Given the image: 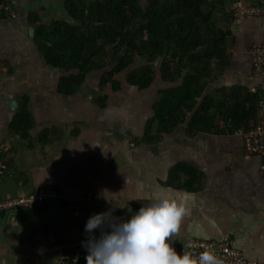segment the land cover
Listing matches in <instances>:
<instances>
[{"label":"crops","instance_id":"crops-1","mask_svg":"<svg viewBox=\"0 0 264 264\" xmlns=\"http://www.w3.org/2000/svg\"><path fill=\"white\" fill-rule=\"evenodd\" d=\"M6 2L14 16H0V144L10 145L3 161L11 176H0V193L9 199L57 189L75 199L88 195L92 199L79 209L47 204L0 213V264L32 259L54 264L58 260L54 246L72 254L81 248L88 238L84 225L89 216L112 208L113 216L127 219L161 194L187 208L173 243L217 242L229 234L246 258L264 264V155H248L240 132L190 135L187 122L163 134L157 131L158 121L148 131L159 80L146 91L123 83L115 93L111 86L102 88L100 75L93 72L75 94L59 93L64 71L45 60L32 36L30 18L35 14L45 24L70 22L64 0ZM229 5L237 14L229 66L208 91L240 86L261 91L264 97V67L255 69L249 56L250 49L264 45V16L240 15L264 6V0ZM24 99L31 129L20 136L11 126ZM259 116L264 122L263 108ZM178 165L204 175L199 190L166 185ZM141 196L142 201L136 199ZM99 234L94 230L93 235Z\"/></svg>","mask_w":264,"mask_h":264},{"label":"trees","instance_id":"trees-1","mask_svg":"<svg viewBox=\"0 0 264 264\" xmlns=\"http://www.w3.org/2000/svg\"><path fill=\"white\" fill-rule=\"evenodd\" d=\"M238 1L64 0L70 22L45 24L35 14L30 20L45 60L64 71L59 93L75 94L93 72L100 75L102 88L111 86L115 93L123 83L146 91L159 80L155 116L148 131L154 121L163 134L188 122L190 135L200 131L226 135L260 124L264 104L261 91L246 87L208 91L229 66L231 27L237 15L229 4ZM22 102L11 129L25 136L31 118L27 99ZM204 178L194 167L178 165L166 185L199 190ZM79 255H86L83 246L73 254L64 251L68 264L84 259Z\"/></svg>","mask_w":264,"mask_h":264},{"label":"clouds","instance_id":"clouds-1","mask_svg":"<svg viewBox=\"0 0 264 264\" xmlns=\"http://www.w3.org/2000/svg\"><path fill=\"white\" fill-rule=\"evenodd\" d=\"M113 211L110 208L87 219L84 232L88 238L82 241L85 264H220L209 251L198 257L176 251L171 238L187 212L182 201L161 194L134 213L128 209L132 214L127 219L113 216ZM96 229L98 237L93 235Z\"/></svg>","mask_w":264,"mask_h":264},{"label":"built area","instance_id":"built-area-1","mask_svg":"<svg viewBox=\"0 0 264 264\" xmlns=\"http://www.w3.org/2000/svg\"><path fill=\"white\" fill-rule=\"evenodd\" d=\"M14 16V11L7 2H0V15ZM242 16H264V6L251 7L242 12ZM249 55L252 58L253 65L256 69L264 67V45L253 47ZM264 109V104L262 105ZM244 137V150L248 155H264V145L262 139L264 138V122H260L256 127L246 131L240 132ZM9 143L0 144V176H11L3 156L9 151ZM91 195L82 199H75L62 190L57 189H40L37 192L21 197V198H3L0 193V213L10 214L22 211H30L39 209L47 204L66 205L69 209H79L88 206L91 202ZM176 251L188 252L194 257H198L203 251H209L214 254L220 261V264H263L251 259H248L240 252L232 235H226L219 241H205V240H189L182 243H173ZM55 252L58 254V260L54 264H68L64 258V249L61 245L54 246ZM84 255H79V258ZM25 264H42L39 259H32Z\"/></svg>","mask_w":264,"mask_h":264},{"label":"water","instance_id":"water-1","mask_svg":"<svg viewBox=\"0 0 264 264\" xmlns=\"http://www.w3.org/2000/svg\"><path fill=\"white\" fill-rule=\"evenodd\" d=\"M31 33H32V36H34L35 34L34 28H31ZM11 106H12L11 108H13L15 106V102L11 101Z\"/></svg>","mask_w":264,"mask_h":264},{"label":"rangeland","instance_id":"rangeland-1","mask_svg":"<svg viewBox=\"0 0 264 264\" xmlns=\"http://www.w3.org/2000/svg\"><path fill=\"white\" fill-rule=\"evenodd\" d=\"M150 92V91H149Z\"/></svg>","mask_w":264,"mask_h":264}]
</instances>
